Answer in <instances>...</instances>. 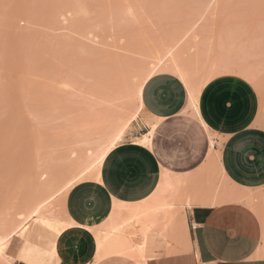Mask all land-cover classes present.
Segmentation results:
<instances>
[{
	"label": "rangeland",
	"instance_id": "rangeland-1",
	"mask_svg": "<svg viewBox=\"0 0 264 264\" xmlns=\"http://www.w3.org/2000/svg\"><path fill=\"white\" fill-rule=\"evenodd\" d=\"M169 41L188 65L226 59L249 68L264 126V0H0V236L25 216L43 184L67 177L80 150L91 169L96 150L87 154L74 137L149 64L152 49ZM127 98L122 111H135L134 92ZM142 121L139 112L120 142ZM162 227L148 240L170 244V229ZM147 249L151 263L156 255ZM97 264L140 263L109 256Z\"/></svg>",
	"mask_w": 264,
	"mask_h": 264
},
{
	"label": "crops",
	"instance_id": "crops-1",
	"mask_svg": "<svg viewBox=\"0 0 264 264\" xmlns=\"http://www.w3.org/2000/svg\"><path fill=\"white\" fill-rule=\"evenodd\" d=\"M190 93L170 73L148 78L142 105L159 119L149 144L133 141L148 130L144 121L137 123L131 137L105 155L100 179L80 181L65 195L64 209L73 225L57 232L30 222L21 235L10 238L6 256L14 264H97L109 256L133 258L108 253L95 260L94 231L105 228L114 200L126 204L119 212L125 216L160 194L169 208L155 218L147 209L141 220L149 228L143 238L141 232L132 238L141 244L140 258H133L140 264H264V126L258 93L235 73L216 75L199 89L194 104L198 111ZM163 175L174 188L163 186L159 193ZM72 192H78L81 207L72 203ZM247 196L257 208L255 203L249 206ZM175 201L176 215L169 214ZM160 221L162 228L170 229L168 245L163 239L148 240ZM140 223L131 228L139 231ZM147 243L148 255H156L151 263L144 260Z\"/></svg>",
	"mask_w": 264,
	"mask_h": 264
},
{
	"label": "bare ground",
	"instance_id": "bare-ground-1",
	"mask_svg": "<svg viewBox=\"0 0 264 264\" xmlns=\"http://www.w3.org/2000/svg\"><path fill=\"white\" fill-rule=\"evenodd\" d=\"M169 42L171 43H167L162 46L156 44L160 47L155 46V49H152V51L150 52L151 60L149 61V64L145 66L144 69L139 70L136 73V75L133 76L134 78L130 82H126L120 89L115 91L113 96H109V98H107L108 106L104 105L103 107L105 111L101 109L100 112L98 111L99 113L97 115L96 114L94 115L96 119H93V122L90 123V125H92L93 123V126L91 127H89L90 125L89 126L87 125L85 127L83 126L85 130L82 128L81 132H79L78 135L76 134L75 136L76 138L74 137V139L76 140L73 143H78L77 145H79L76 147L81 148L85 146L84 148L85 151H87V154H91L92 151L94 153V150L97 151V152L95 151L94 153L95 159H92L93 161H91L93 162L92 165L90 164L91 169L88 167L89 165L87 166V163H85V161L87 162L86 160L87 156H85L86 152L84 153L83 150H80L77 156L74 154L76 152L75 149H71L73 150L72 153L75 155V157H78V161L77 158H75L73 162L75 163L77 161L78 164L74 166V164L71 162L72 164L69 163L72 165L70 167L68 164L67 168L68 170L70 168V172L69 171L67 172L66 170L65 176L67 177L65 178L63 177L64 180L62 178L61 181H57L55 179H52V181L50 180V182H55V181L58 182L57 184L56 183L43 184L40 190L32 198V201L26 203L25 205L26 213L25 216H23V219H18L16 221L12 220L11 222L7 223V225L5 224L6 225L4 226L5 231L0 236V241H3L2 243H0V260L5 259L6 261L9 259L5 254L6 247H4V245L5 246L7 245L6 244L8 243L7 241H9L13 235L15 234L21 235L28 227L30 222L39 223L45 227H48L49 229L52 230L55 229V231L57 232H62L64 229H67L68 227H71L73 225L72 222L73 220L71 221L70 218H68L70 216H67L68 214H66L67 212H65L64 209V197L70 188L64 191L62 194H61V188L64 187L67 183H71L72 186H74L76 183L83 180H87V181L99 180L101 162L99 163L97 162L98 156L100 155L101 152H103L105 157V155L109 151L106 150V148L111 149L112 144L116 145L120 142L130 122L137 116L139 112L141 113V115L143 114V121L145 125L148 127V130L145 133H142L141 135L135 137L133 141L142 145L149 144L152 129L154 128V126L156 125L159 119L152 115L151 116L148 115V113L144 110L141 101V91L144 83L152 75L160 72H165L175 75L176 77L181 79V81H183V83H185L190 89L191 92L190 94H192L190 100H192L193 106L195 104V101L198 100V99L195 100V97L199 89L209 79L222 73L239 74L245 77L246 79H248L253 85H257L254 73L251 70H249V68H247L246 66L237 63L234 64L233 61L232 63H229L228 62L229 60L225 59V62H223L224 60H219L218 62H210L209 64L202 66L188 65L184 63L181 60L179 54L175 52L174 47L176 42L175 41H169ZM130 91L134 92V96L137 101V108L135 111H122L121 107H123L124 105L123 101L128 100L129 97L127 98V96ZM131 97L132 96H130V98ZM118 107H120L119 110L117 109ZM193 108L196 109V106H194ZM121 112L123 113V115L121 114ZM114 113L115 114L118 113L120 116L118 114L116 116ZM107 118H109L108 123L110 122L109 123V125L111 124L110 126L108 124H102L103 120ZM94 120H95V124H94ZM103 126H105L104 129ZM82 130L84 131L82 132ZM117 137H119V140H117ZM73 154L72 156H74ZM88 157L91 156L88 155ZM69 158L71 157L70 156L67 157V159ZM89 169L91 170L90 173H89ZM163 186L165 187V189H169V190L174 188V185L169 180V178L166 177V175H163V178L160 182L158 188L159 193L161 192ZM57 197L59 198L55 200V198ZM157 197L156 199L153 200L152 203H149L148 206L144 207L143 209L135 210L132 208L133 210L131 209L132 211H129V208H127V211L129 212H127V215L125 216H121L119 212L126 204L120 203L115 200L113 201L112 204L113 208L109 216L108 223L105 225V228L103 229V231H98V230L94 231V235L96 239V247H97L96 257H94L95 260H98L100 257L108 253H121L124 255L131 256L135 259L140 258V256H138L140 255V253H138L141 247L140 241L133 243L134 241L132 240V238L133 236L137 235L136 232H141L143 238L144 234L146 233V230L149 228V225L146 224L145 222H142L141 220L142 217H145L144 212L147 209L148 210L151 209L152 211L151 216L155 218L157 214H160V212H162L163 210L165 211V209L169 208L167 206L170 205L165 199L159 198L161 197L160 194H158ZM241 199L242 198L240 197V200ZM244 199L247 202H249V206L250 204L251 206H254L255 203V202L253 203L254 198L251 199L247 196ZM237 201H239V197ZM56 205L59 206L57 208L58 211L60 210L59 212L58 211L55 212L54 210ZM256 205L257 204L255 203V206ZM167 212L169 213L168 210ZM163 215L165 214L163 213ZM137 223L142 224L141 229L140 230L138 229L139 231H137V229L135 230L131 228V225L134 224L136 225ZM48 225H51L52 227L50 228ZM263 237H264V232H263Z\"/></svg>",
	"mask_w": 264,
	"mask_h": 264
},
{
	"label": "snow or ice",
	"instance_id": "snow-or-ice-1",
	"mask_svg": "<svg viewBox=\"0 0 264 264\" xmlns=\"http://www.w3.org/2000/svg\"><path fill=\"white\" fill-rule=\"evenodd\" d=\"M117 140H119V137H117ZM112 148L115 147V144L111 145ZM106 150H110V148H106ZM205 151H208L207 146L205 147ZM201 159H203V157H201ZM104 160V153L101 152L100 155L97 158V162H103ZM72 184L71 183H67L64 187L61 188V194L66 191L67 189L71 188ZM72 196V203L75 205V207L79 208L81 207V205L79 204V197H78V192H72L71 194ZM75 215V213H73ZM21 219H23V217H21ZM50 228L52 227L51 225H48ZM71 226V225H70ZM81 227L83 226V221H81ZM53 231H55V229H53ZM68 235H71L70 233ZM3 241H0V243H2ZM89 260H91V257H89ZM64 264H67V262H64Z\"/></svg>",
	"mask_w": 264,
	"mask_h": 264
}]
</instances>
